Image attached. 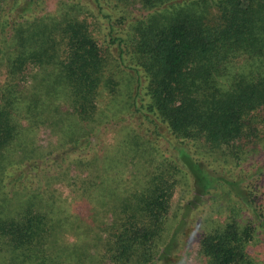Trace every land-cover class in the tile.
Masks as SVG:
<instances>
[{
  "label": "trees",
  "instance_id": "16d2710c",
  "mask_svg": "<svg viewBox=\"0 0 264 264\" xmlns=\"http://www.w3.org/2000/svg\"><path fill=\"white\" fill-rule=\"evenodd\" d=\"M263 130L264 0H0V264H179L219 188L198 257L258 264Z\"/></svg>",
  "mask_w": 264,
  "mask_h": 264
},
{
  "label": "rangeland",
  "instance_id": "374dc122",
  "mask_svg": "<svg viewBox=\"0 0 264 264\" xmlns=\"http://www.w3.org/2000/svg\"><path fill=\"white\" fill-rule=\"evenodd\" d=\"M263 134H264V130H263ZM38 137L40 140L39 143L41 144L47 145L48 141L50 140V138L48 137V130L41 131ZM251 156H252V160L245 163L246 165H244L243 169L249 171L251 169L253 170V164L257 160L259 162L264 163V143L263 145H261V148H259L257 145L255 148V152L252 153ZM254 157L258 159L253 160ZM186 188L187 187L185 186H181V185L179 186L177 197H180V200H182V197L186 194ZM225 195L227 196V191L219 188V190L213 192L210 195L209 202L206 206L202 207L199 211L190 214L192 215V217L187 227L184 229L185 233H183L184 249L179 255V260H178L179 264H181V261H183V264H203L202 260L197 255L198 254L197 252L199 250V243H198L200 239L199 237L208 230L206 228L205 222H207L208 225L211 226V223L213 224L219 223L227 218L230 205L227 207L228 212H226L225 210L226 203L224 202ZM67 201L69 205V200ZM69 208L70 210L76 208V211L81 209L78 213L82 214L84 213L85 207L81 208L78 205H76V207L69 206ZM193 233H195V236H193ZM260 237L262 238L261 235ZM253 255L258 260L257 261L258 264H264V246L258 247L256 249V252L255 251L253 252Z\"/></svg>",
  "mask_w": 264,
  "mask_h": 264
},
{
  "label": "clouds",
  "instance_id": "9594fccd",
  "mask_svg": "<svg viewBox=\"0 0 264 264\" xmlns=\"http://www.w3.org/2000/svg\"><path fill=\"white\" fill-rule=\"evenodd\" d=\"M193 236H195V233H193ZM181 264H183V261H181Z\"/></svg>",
  "mask_w": 264,
  "mask_h": 264
}]
</instances>
